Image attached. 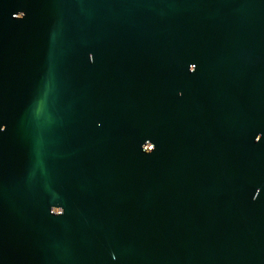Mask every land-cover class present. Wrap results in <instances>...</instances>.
Returning a JSON list of instances; mask_svg holds the SVG:
<instances>
[{"label": "water", "instance_id": "water-1", "mask_svg": "<svg viewBox=\"0 0 264 264\" xmlns=\"http://www.w3.org/2000/svg\"><path fill=\"white\" fill-rule=\"evenodd\" d=\"M0 264H264V0H0Z\"/></svg>", "mask_w": 264, "mask_h": 264}, {"label": "snow or ice", "instance_id": "snow-or-ice-1", "mask_svg": "<svg viewBox=\"0 0 264 264\" xmlns=\"http://www.w3.org/2000/svg\"><path fill=\"white\" fill-rule=\"evenodd\" d=\"M259 139V137H257V140ZM63 215H65V213H61V217L63 216Z\"/></svg>", "mask_w": 264, "mask_h": 264}]
</instances>
